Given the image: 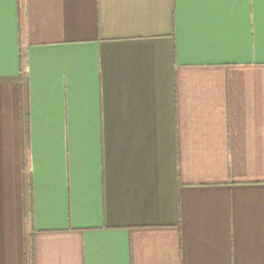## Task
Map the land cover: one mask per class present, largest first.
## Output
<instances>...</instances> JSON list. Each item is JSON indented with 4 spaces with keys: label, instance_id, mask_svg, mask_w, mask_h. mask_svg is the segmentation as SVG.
Segmentation results:
<instances>
[{
    "label": "crops",
    "instance_id": "crops-1",
    "mask_svg": "<svg viewBox=\"0 0 264 264\" xmlns=\"http://www.w3.org/2000/svg\"><path fill=\"white\" fill-rule=\"evenodd\" d=\"M0 264H264V0H0Z\"/></svg>",
    "mask_w": 264,
    "mask_h": 264
}]
</instances>
